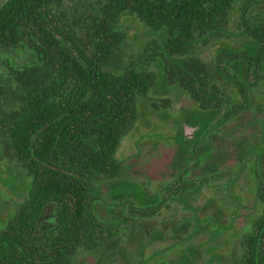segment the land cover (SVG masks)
<instances>
[{
  "label": "trees",
  "instance_id": "trees-1",
  "mask_svg": "<svg viewBox=\"0 0 264 264\" xmlns=\"http://www.w3.org/2000/svg\"><path fill=\"white\" fill-rule=\"evenodd\" d=\"M0 1V153L15 164L17 171L11 174L20 184L8 176L0 179L12 187L0 194V264H79L80 254L95 256L98 263L113 254L122 264H160L168 263L166 255L174 250L181 264L180 254L199 236L196 218L214 219L218 228L234 227L242 204L235 189L241 181L252 186L256 212L246 233L237 237L235 264H264V40L258 35L251 34L259 44L255 55L232 57L247 63L243 82L236 80L232 88L215 86L213 73L205 81L193 64H184L188 72L168 71L196 103L193 109L216 120L202 127L194 111L192 139L184 137L181 123H173L178 129L171 169L155 191L149 175L140 180L134 164L117 156L152 85L148 72L123 64L121 16L131 15L161 36L167 54L182 63L195 40L209 43L218 36L235 6L246 26L247 9L259 0ZM21 55H30V62L19 64ZM5 103L13 106L6 109ZM256 109L257 126L244 117ZM231 154L235 166L228 165ZM211 186L220 188L227 202H236L227 223L221 220L223 209L200 217L203 209L189 204ZM174 201L189 209L191 217L156 229L150 220ZM207 227L220 230L212 223ZM159 240L171 243L145 258L146 249ZM212 240L206 243L214 257L219 241ZM172 244L177 249H168ZM196 253L192 263L198 260Z\"/></svg>",
  "mask_w": 264,
  "mask_h": 264
},
{
  "label": "rangeland",
  "instance_id": "rangeland-1",
  "mask_svg": "<svg viewBox=\"0 0 264 264\" xmlns=\"http://www.w3.org/2000/svg\"><path fill=\"white\" fill-rule=\"evenodd\" d=\"M90 4L98 6V3L95 1H92ZM83 6L84 5H80L81 14L84 13V9H82ZM68 8L70 12L74 13L72 6H68ZM76 8L78 9V6H76ZM76 13H78V11H76ZM244 18L246 21H249L250 24L247 23L246 26L245 22L243 24L241 13L238 12V6H235L228 14L226 19L228 22L224 29L218 31V36L213 37L209 43H204L203 39L195 40V46L191 48L186 56L182 57V63L178 61V59L175 60L167 54L164 48V39L161 36L146 30L135 17L123 15L119 19L120 28L126 35L119 50L123 64L125 66L136 65L141 71L148 72L150 79H152V85L147 92L146 98L139 102L140 113L138 123L136 127L124 137L117 156L120 160H127V163L132 166L134 164L132 170L134 169V171L138 173V178L140 180L144 178L145 174L149 175L153 183L152 190L155 191L161 183L167 180L168 169H171L168 164L176 150L174 136L178 129L173 123H181L183 134H185V130L191 135L194 133V125H191L193 121H191L190 116L193 115L194 111L197 114L194 115V117L200 118L199 125L202 127H204L205 123L208 121L216 120V117L212 116L207 111L193 109L196 103L191 100L189 95L183 92L179 83L172 82L168 71L188 72V69L184 65L187 63L193 64V69L197 70L199 68V71L205 74V77H203L205 81L208 80L207 76L213 73V83L215 86L221 85L232 88L236 80L238 82H243L246 75L247 63L243 60H233L232 57L240 53L253 56L258 52L259 44L251 37V34L258 35L264 40V28L258 30L252 25H264V0H259L257 4L249 6ZM187 46L188 45H186V47ZM149 50L153 52L145 56V53ZM16 59L19 64H24L30 62L31 56L21 55ZM2 77L3 71L0 68V79H2ZM165 99H169V104L163 105ZM211 100L213 102L216 101L215 99ZM12 106L13 104L10 106L5 103L4 107L8 109ZM186 107H191L192 109L189 111L186 110L185 114L182 115V109ZM247 111L244 112V117L247 118V122H251L252 125L254 124L257 126L259 123V111L257 109L253 112ZM241 123L238 126V132L240 133L246 130L242 126L243 123ZM251 128L255 129L256 127L251 126ZM240 136L241 135H237V137ZM156 141L160 142L157 146ZM181 143L183 145L186 144L184 140ZM178 145L180 144L178 143ZM243 147L246 156L248 154V142L243 143ZM0 152H3L1 142ZM233 155L234 154H231L229 157V166L236 165L235 160H232ZM188 157L189 155H185V158H183L185 163L188 162ZM14 171H17L15 164L1 154L0 179H5L8 176L9 180L15 181L17 178L14 173L11 174V172ZM15 184L20 186L17 181H15ZM9 186L7 189L0 181V194H3L7 190H12V187ZM235 192L240 196L242 204L238 207L237 213L239 215L234 221V227L231 229L226 227L218 228L219 226H217L214 219L196 218L195 224L197 225V231L195 233L199 236L193 240L194 245L189 248L187 252L180 254L181 264L236 263L240 256V247L237 237H241L246 233L248 229L247 226L249 225L248 220L250 216L256 212V205L251 184L241 181L236 187ZM7 203L8 206H10V203ZM189 204L203 209V211L199 213L200 217H204L207 214L215 215V209H223L225 211L223 215H221L223 223L229 222L232 215L231 212L234 211L236 206L235 201L227 202L225 194L220 188L215 186L204 188L200 195L190 199ZM205 209H209V211L204 213ZM190 217L191 211L183 208L182 203L174 201L166 206L157 216L153 217L150 222L156 229H164L166 228L164 225L169 220H181ZM208 223H212L216 229L220 230L211 232L207 227ZM188 228V230L191 229L190 226ZM166 234L169 235V231H167ZM187 235L189 236L190 233L187 232ZM212 238H216L219 241V248H217L214 253V257L210 251H207V243L212 242ZM170 243L171 242L168 240H159L155 242L146 249L145 258L150 257L156 251L168 247ZM168 249L173 250L177 249V247H173L172 244L171 248ZM197 250L200 252L198 260L192 263L197 254ZM177 254L175 250L172 251L166 255L168 263L161 262L160 264H178L176 263L178 259ZM101 259L100 263H98L99 261H97L95 256L88 254H80L78 256L79 264H122V262L117 261V257L113 254L105 257L102 256ZM150 264H159V262L153 260L150 261Z\"/></svg>",
  "mask_w": 264,
  "mask_h": 264
},
{
  "label": "water",
  "instance_id": "water-1",
  "mask_svg": "<svg viewBox=\"0 0 264 264\" xmlns=\"http://www.w3.org/2000/svg\"><path fill=\"white\" fill-rule=\"evenodd\" d=\"M196 130H197V128H196V127H193V131H194V133L191 134V135H189V134L184 130V133H185V134H184V137H185L186 139H192V138H194Z\"/></svg>",
  "mask_w": 264,
  "mask_h": 264
},
{
  "label": "flooded vegetation",
  "instance_id": "flooded-vegetation-1",
  "mask_svg": "<svg viewBox=\"0 0 264 264\" xmlns=\"http://www.w3.org/2000/svg\"><path fill=\"white\" fill-rule=\"evenodd\" d=\"M252 185H253V183H252ZM254 186V185H253ZM255 204H256V202H255Z\"/></svg>",
  "mask_w": 264,
  "mask_h": 264
}]
</instances>
